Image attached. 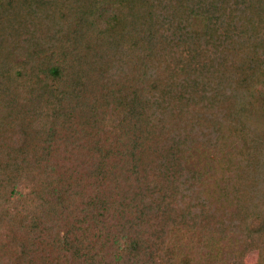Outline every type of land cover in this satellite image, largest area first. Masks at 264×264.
I'll return each mask as SVG.
<instances>
[{
  "label": "trees",
  "instance_id": "trees-1",
  "mask_svg": "<svg viewBox=\"0 0 264 264\" xmlns=\"http://www.w3.org/2000/svg\"><path fill=\"white\" fill-rule=\"evenodd\" d=\"M255 250L264 0H0V264Z\"/></svg>",
  "mask_w": 264,
  "mask_h": 264
},
{
  "label": "rangeland",
  "instance_id": "rangeland-1",
  "mask_svg": "<svg viewBox=\"0 0 264 264\" xmlns=\"http://www.w3.org/2000/svg\"><path fill=\"white\" fill-rule=\"evenodd\" d=\"M20 213H15V218L20 219L21 218ZM246 259L248 263H254V264H264V255H259L258 250L247 252L246 253Z\"/></svg>",
  "mask_w": 264,
  "mask_h": 264
}]
</instances>
